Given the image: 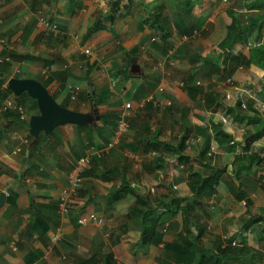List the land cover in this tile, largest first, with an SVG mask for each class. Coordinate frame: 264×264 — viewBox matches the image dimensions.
I'll return each instance as SVG.
<instances>
[{
	"label": "crops",
	"instance_id": "obj_1",
	"mask_svg": "<svg viewBox=\"0 0 264 264\" xmlns=\"http://www.w3.org/2000/svg\"><path fill=\"white\" fill-rule=\"evenodd\" d=\"M165 1L0 0V104L6 99L14 102L12 108L0 112V192L6 194L0 208V264H160L156 258L164 244L184 246L190 239L215 253L219 246L224 250L231 238V245L257 247L251 229L241 230L228 218H199L196 209L185 220L186 207L181 205L179 195L172 191L175 197L168 199L171 188L164 178L167 173L173 174L168 170L171 163L166 153L176 157L171 166L176 175L185 157L189 158L182 151H168L162 145L169 130L179 128H170L172 118L189 127L187 132L183 126L185 144L188 134L203 144L205 130L210 131L212 125L210 119L214 115L217 119L219 111L201 108V96L191 98L184 85L178 87L175 75L166 78L161 71L177 68L176 63L165 65L167 56H184L199 48L197 54L208 56V61L216 64L219 53L210 43L202 49L192 43L185 46L189 38H197L194 34L202 23L193 6L189 22L183 18L175 24L158 21L172 33L167 39L163 38L164 32L144 24L151 13H157L158 19L167 16L164 13L169 8L160 6ZM171 1L166 6L175 10ZM142 9L147 15L143 16ZM185 29L188 33H182ZM237 53L232 50L231 54ZM131 57L143 60L141 72L132 71L135 67ZM119 69H128L132 76L126 80L116 72ZM195 71L192 67L189 73ZM252 75L247 73L245 78L264 80L262 73H255L254 78ZM11 77L38 80L61 106L90 112L96 125L58 126L50 134L41 133L31 147L33 139L27 136L29 118L38 113V108L28 95L16 96L7 89ZM184 79L189 80L187 76ZM185 85L194 88L188 82ZM160 86L162 94L158 93ZM74 87L78 90L73 99ZM263 92L259 87L256 94L249 95L255 103L247 102L248 124L240 142L234 141L232 131L224 130L226 121L221 118L225 123L222 132L233 139L229 148L238 143L246 147L245 136L264 120L254 115L261 111L258 106L264 101ZM128 97L133 105L129 130L116 137L122 100ZM168 101L174 107L170 119L165 117L164 109ZM100 115L107 120L105 125ZM154 140L161 144H154ZM109 142H113L110 149L105 147ZM257 146L258 152L255 149L248 154L255 153L264 160V133L248 147ZM90 147L104 153L93 159L81 188L72 197L69 212L62 216L57 211L58 194L76 159ZM193 158L199 161L201 157ZM256 169L264 173V161ZM176 179L174 188L180 182ZM147 205L153 209L149 218L153 228L148 227V233L158 232L161 240L158 245L149 242L140 246L144 225L139 210L147 209ZM90 215L102 218V225L90 219L81 227L78 220ZM56 231L61 232L62 239L52 244L50 237Z\"/></svg>",
	"mask_w": 264,
	"mask_h": 264
},
{
	"label": "rangeland",
	"instance_id": "obj_2",
	"mask_svg": "<svg viewBox=\"0 0 264 264\" xmlns=\"http://www.w3.org/2000/svg\"><path fill=\"white\" fill-rule=\"evenodd\" d=\"M169 4H172L171 0H166L165 3L160 5L164 9L166 7L169 8V10H165L164 14L167 16L158 19V21L164 24H167V22H173L175 24V22L183 17V12L176 8L174 10V8L172 9L170 6H166ZM246 5V0H191L190 7L193 6V10L195 9V11H197V16L200 14L202 23L199 29L196 30L197 33L194 34L196 36L198 35L197 38H192L190 40L188 37L189 42H185V46L190 43L196 45V47H201V49L203 47L208 48V43L216 46L224 35V24L226 23L225 14L227 10L233 8V10L240 15L242 22H244L247 15L254 14L253 11L248 10ZM141 12L143 16L147 15L146 10L142 9ZM176 36L178 39L182 37L179 34ZM205 44L207 45L204 46ZM236 47H233V52H241L243 55H248V51L252 47L264 50V20L260 22L257 28L244 30L241 38V46ZM198 51L199 48L193 53H188L187 51L188 55L175 57L174 55L167 56L165 65L169 67V63H171V65L176 63L177 68L172 69L173 71L164 69L161 71V74L166 78L175 75L176 83L180 88L183 85L185 86L187 82L191 84L194 89L200 92V100H202L200 107L210 111L218 110L219 115L217 119H215V115L211 117L210 123H212V125L210 131L204 129L205 136L203 134L202 136L205 137V141L203 144L197 141L196 137H191L189 134L187 135L188 140L179 151H182L183 154L189 156V158L183 161V167L179 168V175H176L177 173L171 168L176 157H172L173 155L170 154L171 152L166 153V158H168V161L171 163L168 170L172 171L173 174V176H170V174L167 173L168 175L164 178L166 186L171 188V190L169 189L168 199L171 200V198L175 197L172 191H175L176 194L179 195L178 199L181 205L183 208L186 207V210L183 211L185 220H187V217L191 218L192 212L195 213L196 209L200 212V215H197L199 218L203 217L208 220H214L215 218L232 219L236 224H239V229L246 230L244 226H247L248 229L252 230L251 233L254 234V237L264 238V211H262L264 210V173H260L261 170L256 169L259 167L258 165L252 164L255 169H253L251 165L249 169L245 171L240 170L236 174L239 167L248 164L249 161L245 158L246 154L255 149L258 152V146L246 148L244 144L238 143L232 148H229V146H232L231 142L233 139L236 142L241 141L242 131L248 124L245 120L247 118L245 113L250 109L247 102L253 100L255 103V99H252L250 96L256 94L259 87L264 91V80L260 79L259 81L254 78L255 73L264 74L263 67L254 64H248L247 66V62L245 63L243 60L238 59V63L234 61L238 66L236 65L234 72L229 75L228 62H224L220 66L213 65V67H211V63L207 59L208 56L203 57L197 54ZM216 52L219 53L220 51L216 48ZM203 59L204 61L202 64L197 66V63ZM192 67L196 68V71L189 73ZM109 71H115V69L110 68ZM247 73L253 74L252 77L254 79H246L245 75ZM186 76L189 80L184 79ZM158 93L162 94L164 90ZM208 97H210V99ZM139 100L140 98H138L137 101ZM128 101L131 102L132 100L130 98L122 100V102ZM169 102L170 104L168 105L166 103L164 109L165 117L170 119L172 118V110L174 107L172 102ZM262 102L263 103L258 106L261 111L254 113V115H261L264 117V101ZM137 104H139V102ZM141 107V105L137 106V109H141ZM205 116H208V114H205ZM222 117L225 118L226 124L222 121ZM146 118L148 121L151 119L150 115ZM214 121L218 123L214 124ZM178 122V119L173 120L172 118L170 128L173 126H178L179 128L178 130H169L170 133L166 134L167 139L163 142H168L173 145L179 143L183 136V126H185L187 132H189V127L184 122L182 124H178ZM224 124V130L228 129L232 131L234 136L233 139L218 135V132H222V126H224ZM251 127L252 126H248L249 129H251ZM43 136L44 134H42L41 137ZM221 139H226L227 143H220ZM193 156H200L201 158L198 161L194 159ZM179 159L181 160L184 158L182 157ZM217 170L220 171V174L218 182L213 186L214 188H209V186L202 183L201 180H199L200 177L197 176V174H199L203 178H206L214 174ZM176 178H178V180L180 179V182L179 186L174 188L173 186L176 184ZM193 181L198 183L196 189H193L195 187L192 188V184H194L192 183ZM210 196L214 198L210 199ZM246 222L248 224H246ZM192 223L193 222H190V224ZM238 236L236 235V237ZM257 238L255 239L256 243L260 240ZM228 241L231 244L232 238ZM231 246L237 247V245Z\"/></svg>",
	"mask_w": 264,
	"mask_h": 264
},
{
	"label": "trees",
	"instance_id": "obj_3",
	"mask_svg": "<svg viewBox=\"0 0 264 264\" xmlns=\"http://www.w3.org/2000/svg\"><path fill=\"white\" fill-rule=\"evenodd\" d=\"M190 4L191 0H174V5L177 10H181L183 12V20L189 22L191 18L190 14ZM246 6L249 11H253V15H247L246 20L242 22L241 17L238 13H236L233 8L227 10L225 14V24H224V35L216 44L218 50L220 51L218 56L215 58L216 64H211V67L220 66L224 62H228V74L231 75L238 63V59L243 60L246 65L254 64V65H261L264 69V50L260 48L252 47L249 49L248 55H243L241 52L237 53L236 55L231 54L233 47H240L241 46V38L243 35L244 30L255 29L259 26L260 22L264 20V0H246ZM154 11V10H153ZM144 24H150L151 27L156 28L158 31L164 32L163 38L167 39L172 33L169 29L165 30L158 22V15L157 13H151L146 19L143 20ZM192 27V26H190ZM189 27V28H190ZM188 33V30H183L182 33ZM243 55V56H242ZM234 61H237L234 62ZM238 66V65H237ZM214 69V68H213ZM116 72H120L124 75V78L127 80L130 76H132L128 69L123 71V69H119ZM45 86V85H44ZM184 89L187 91L188 95L196 99V97L200 96V92L191 86H186ZM21 95H27L26 92H22ZM53 97V96H52ZM132 95H130V98ZM54 98V97H53ZM129 98V97H128ZM210 99V97H208ZM35 108H37L36 101L31 99ZM102 123L105 125L107 120L102 118ZM247 133V132H246ZM264 133V120L260 122L259 126L254 128V131H249V136H245V143L246 148H248L251 142L259 139L262 134ZM50 134V133H49ZM220 136L225 138H229L230 136L226 133H219ZM150 139H154L150 137ZM157 140V138H155ZM154 140V144H161L160 142ZM153 141V140H152ZM185 138L182 137L180 142L177 145H170L162 143L165 147H168V151L173 150L175 153L179 152L184 146ZM108 144V143H107ZM124 148L125 146H121ZM185 157V156H184ZM97 156H93L91 159V163L93 159L96 160ZM187 158V157H185ZM247 160L249 161L246 166L239 167L238 171H245L249 169L252 164L260 165L263 159L259 158L255 153L246 154ZM90 163V165H91ZM220 171L217 170L214 174L210 175L209 177L203 178L199 174V180L202 183L212 188L219 179ZM87 175V172L84 173V176ZM192 188L196 189L198 187V183L193 181ZM214 188V187H213ZM197 191V190H196ZM240 198V197H239ZM186 210V209H185ZM141 212V222L144 225V230L142 232V237H148L149 239H142L139 242L140 246H143L149 242L152 244L158 245L160 243V234L158 232L148 233V227L153 228L151 222H149L150 215L153 212L152 206L147 205V209L139 210ZM264 211V210H262ZM249 223V221H248ZM246 222V224H248ZM244 229H248L247 226H244ZM247 227V228H246ZM243 242V241H242ZM157 262L160 264H264V238H260L259 242L257 243V247L248 246L243 244L239 247H232L229 243L226 248L221 249L218 247V252H214L212 250H208L204 248L203 245H198L191 239L188 240V243L184 246L180 245H172V244H164L161 247L160 254L156 258Z\"/></svg>",
	"mask_w": 264,
	"mask_h": 264
},
{
	"label": "water",
	"instance_id": "obj_4",
	"mask_svg": "<svg viewBox=\"0 0 264 264\" xmlns=\"http://www.w3.org/2000/svg\"><path fill=\"white\" fill-rule=\"evenodd\" d=\"M138 61H141L139 65H137ZM130 62L134 65L133 68L135 67V70H132L133 72L142 71L144 66L142 59L131 57ZM6 87L16 96L26 92L30 98L36 101L38 113L30 116L27 130V136L33 139L31 147L35 146L41 133L47 135L58 126L65 124L96 125L90 112H77L61 106L47 88L36 79L11 77L7 80ZM5 196V192H0V208L4 204Z\"/></svg>",
	"mask_w": 264,
	"mask_h": 264
},
{
	"label": "built area",
	"instance_id": "obj_5",
	"mask_svg": "<svg viewBox=\"0 0 264 264\" xmlns=\"http://www.w3.org/2000/svg\"><path fill=\"white\" fill-rule=\"evenodd\" d=\"M45 27H49V24L47 22H44L43 24ZM52 28H56V25H52ZM88 52H92L89 48L86 49ZM78 89L74 88L71 90V98L74 99L75 93ZM164 89L163 87H158V91L162 92ZM167 104L169 105L170 102L168 101ZM14 106V102L10 99H6L0 104V112L6 111ZM142 106V104H141ZM133 109L132 102H124L122 109L117 117L116 120V131L115 136H123L126 134L129 130V122L128 119L132 115L131 111ZM106 148H112L113 142H109L106 146ZM104 150H98L95 147H90L87 152H85L83 155H81L79 158L76 159L75 163L73 164L71 170L69 171L67 175V180L65 186L60 190L57 198V211L60 215L65 216L71 206V200L72 197L77 194L79 189L82 186L84 173L87 171V169L90 167L91 159L93 156L101 157L103 155ZM214 197L210 196V199H213ZM93 220L97 225H102L103 219L100 217H97L96 215H90L89 218H82L78 220V223L81 227H84L87 225L89 220ZM62 239V234L60 231H56L54 234L51 235L50 241L52 244L57 243ZM235 243L233 242V245Z\"/></svg>",
	"mask_w": 264,
	"mask_h": 264
},
{
	"label": "flooded vegetation",
	"instance_id": "obj_6",
	"mask_svg": "<svg viewBox=\"0 0 264 264\" xmlns=\"http://www.w3.org/2000/svg\"><path fill=\"white\" fill-rule=\"evenodd\" d=\"M95 117V116H94ZM95 119V118H94Z\"/></svg>",
	"mask_w": 264,
	"mask_h": 264
}]
</instances>
